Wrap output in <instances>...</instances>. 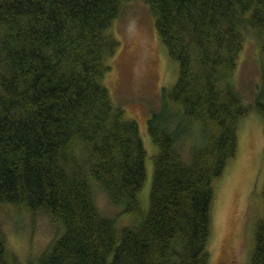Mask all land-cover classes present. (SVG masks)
Masks as SVG:
<instances>
[{
  "label": "trees",
  "instance_id": "1",
  "mask_svg": "<svg viewBox=\"0 0 264 264\" xmlns=\"http://www.w3.org/2000/svg\"><path fill=\"white\" fill-rule=\"evenodd\" d=\"M126 1L0 0V207L59 230L36 264H208L218 183L251 108L232 79L247 29L259 43L253 106L264 117V0H144L178 73L147 120L156 153L142 190L139 123L105 82ZM94 184L136 223L104 215ZM246 256L264 264V190ZM0 264H24L1 219Z\"/></svg>",
  "mask_w": 264,
  "mask_h": 264
},
{
  "label": "rangeland",
  "instance_id": "2",
  "mask_svg": "<svg viewBox=\"0 0 264 264\" xmlns=\"http://www.w3.org/2000/svg\"><path fill=\"white\" fill-rule=\"evenodd\" d=\"M111 33L121 45L111 59L105 82L115 102L139 123L148 153V178L142 190L149 194L156 146L148 133L147 120L160 106L163 87L176 81L178 66L160 41L155 18L144 0H127ZM245 35L232 79L251 108L239 126L238 154L218 183L208 264H245L255 225L263 213L264 117L253 106L255 89L261 82L259 43L253 29L245 30ZM181 152L184 158L189 157L188 147L183 146ZM94 189L96 204L104 215L113 216L119 225L136 223L135 214L123 213L97 184ZM0 219L9 248L24 264H36L59 231L47 216L34 219L25 212L19 215L13 205L0 207Z\"/></svg>",
  "mask_w": 264,
  "mask_h": 264
}]
</instances>
